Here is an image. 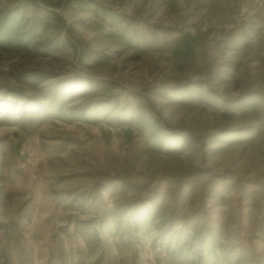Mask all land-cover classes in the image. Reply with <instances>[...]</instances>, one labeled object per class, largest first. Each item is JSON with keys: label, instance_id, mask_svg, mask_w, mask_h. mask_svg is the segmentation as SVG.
Masks as SVG:
<instances>
[{"label": "rangeland", "instance_id": "rangeland-1", "mask_svg": "<svg viewBox=\"0 0 264 264\" xmlns=\"http://www.w3.org/2000/svg\"><path fill=\"white\" fill-rule=\"evenodd\" d=\"M0 264H264V0H0Z\"/></svg>", "mask_w": 264, "mask_h": 264}]
</instances>
